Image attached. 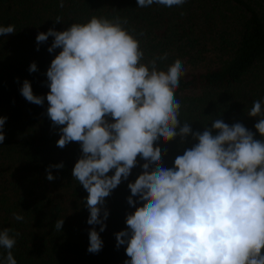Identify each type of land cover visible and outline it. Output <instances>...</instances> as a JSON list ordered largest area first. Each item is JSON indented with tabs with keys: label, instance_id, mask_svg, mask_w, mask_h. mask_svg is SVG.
Here are the masks:
<instances>
[{
	"label": "clouds",
	"instance_id": "obj_1",
	"mask_svg": "<svg viewBox=\"0 0 264 264\" xmlns=\"http://www.w3.org/2000/svg\"><path fill=\"white\" fill-rule=\"evenodd\" d=\"M185 2L136 0L142 8ZM59 6L64 7L63 0ZM126 23L93 16L63 31L38 33L37 45L53 37L47 51L60 49L45 73L49 92L34 95L28 80L19 89L30 103L47 101L46 114L60 134L57 147L80 144L72 177L87 192L86 222L93 226L87 251L102 249L99 233L109 215L105 198L127 180L140 157L143 172L128 184L127 203L141 206L126 216V230L115 233L116 247L125 246V264H264V118L254 124L261 139L243 124L230 126L221 119L193 132L180 119L175 95L182 62L176 60L167 71L157 69V60L166 54L141 63L144 52L122 26ZM15 32L14 25L0 26V36ZM28 71H37L34 62ZM262 104L254 101L248 116H264ZM6 120L0 116V144ZM189 135L196 143L175 158L172 168L162 167L157 142L177 136L183 142ZM63 167L62 162L50 165L46 179L53 181L51 169ZM13 218L24 219L18 213ZM63 223V218L56 220L55 229L60 231ZM11 231L0 230V247L7 250L4 264H17L11 250L20 234L10 236Z\"/></svg>",
	"mask_w": 264,
	"mask_h": 264
},
{
	"label": "trees",
	"instance_id": "obj_2",
	"mask_svg": "<svg viewBox=\"0 0 264 264\" xmlns=\"http://www.w3.org/2000/svg\"><path fill=\"white\" fill-rule=\"evenodd\" d=\"M60 2L0 0V26L16 29L0 36V116L7 117L0 144V230L20 234L11 250L17 264H125V246L116 247L115 233L126 230V216L141 206L139 201L130 206L127 197L128 184L143 172L144 161L137 157L127 180L105 198L109 215L105 231L99 233L103 247L89 253L88 231L93 226L86 222L87 192L72 177L80 144L57 147L60 134L46 114L47 101L35 105L19 91L28 80L34 95L49 92L45 73L60 49L49 53L54 38L37 45V34L49 28L63 31L93 16L126 20L122 26L144 52L141 63L166 54V59L157 60V69L167 71L176 60L182 62L184 74L175 95L181 104L180 119L188 121L193 132L221 119L256 133L254 124L264 116L249 117L248 112L254 101L264 102V0H186L172 8L137 7L136 0H63V8ZM57 16L62 22H55ZM33 62L37 71L30 73ZM255 138L261 139L258 133ZM195 143L191 135L183 142L179 136L158 141L161 166L172 168L175 158ZM61 162L64 167L52 168L56 178L48 181L46 169ZM13 213L22 215L23 221H16ZM61 218L64 223L57 231L55 221ZM95 228L99 232V225ZM6 254L0 247V264Z\"/></svg>",
	"mask_w": 264,
	"mask_h": 264
}]
</instances>
